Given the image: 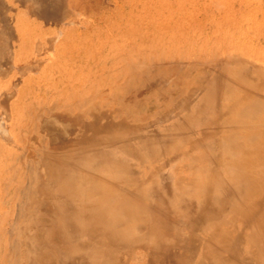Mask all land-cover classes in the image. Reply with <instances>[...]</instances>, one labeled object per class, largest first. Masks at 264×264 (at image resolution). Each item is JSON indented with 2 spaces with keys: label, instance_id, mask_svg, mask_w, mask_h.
I'll use <instances>...</instances> for the list:
<instances>
[{
  "label": "bare ground",
  "instance_id": "6f19581e",
  "mask_svg": "<svg viewBox=\"0 0 264 264\" xmlns=\"http://www.w3.org/2000/svg\"><path fill=\"white\" fill-rule=\"evenodd\" d=\"M34 1H37V0H34ZM126 1H125L126 4L121 9L122 11L119 12L120 14L117 13L118 14L117 18L113 22H111L109 26L107 25L108 26V29H106L107 33L103 32V30H105L104 27H103V30H101L98 25H94L95 26L94 28L88 27L87 32L80 33L81 36L85 40L79 41V44H77V46L75 48H73L70 51L68 50V53L70 55H72L73 57H75V58H70L72 60V62H69L70 66H71L69 68H71L73 71L70 70V72H65L63 69H60L61 68L60 66L63 63H61V61L59 60V62L61 63L59 65L60 68L58 67V65H57V67L59 68L60 72L58 74V71H57L58 77L56 80L54 79L56 82L53 81V83L47 85L45 88H40V87L38 88L41 92H43L45 94V97L41 98V96L38 94H33L30 96L28 94L29 97H27V95H26L27 105L26 104L25 105L27 106L26 107L27 119H24V120L20 119V115H19V117L17 116V110L21 106V103H19V99H21L20 97H22V94H25V93H23V91L21 90V91H18L19 93L17 92V95H16V90L14 88V84L12 83L13 81H15L14 79H13V81L9 80L8 84H6L7 83V81H6L5 84L8 86H5L3 89L1 86L3 85V80H5V78L8 80V77L11 74H13V72H14V74L20 75V74H24V73L26 74V73L31 72L32 70L38 69V64H39L38 61H41L39 59L41 57H44V56H39L40 57L39 59L31 58V56H32L31 52L33 50V47H34V45L37 47V45H36V41H33V39L28 36V33L31 32V30L28 29L26 22H21V23H25L26 26L24 28V26H22L21 23H20L21 26H19L18 23L20 21H18L17 25L19 27L17 26V31L19 33L16 35L17 32L16 31L14 32V30H12V27L9 23L10 18L9 17L4 18V21H3L4 26H2V27H5L4 29H6V31L8 33V37L6 34V37L10 38L8 41L18 37L19 38L18 41H20L21 43L19 45L18 50L17 49L15 51L13 50L14 52L12 54H15V56H13L14 57L13 63H12V60L10 57H5L3 55H2V57L0 56V87H1L0 88V110H2V111H0V133L2 132L4 134V136H3V137H5L4 139L11 137L10 140L12 138L14 140L15 136H16V138L17 137L21 138L20 137L21 136L20 130L24 127V130L31 135L28 138L29 142L31 141L32 144L35 145L32 149V152L30 154L28 153L29 155L34 154V156H35L37 154H39V155L40 154H50L51 151H55L60 156H62L64 158L57 161L55 159H50V157L47 158L45 155L44 156L40 155L39 158H38V155L35 156V159H36L35 161H37V163H38V165H36L37 169L35 171L36 180L38 177H40V178H39L38 182L36 183V187L35 186L33 187V189H34L33 192L25 195L27 197L26 201H28V202H25V203L20 202L19 198L25 193H24V188H22V186L20 185V183L18 181L15 182V180L12 179V180H8L4 183L5 190H8L9 193H8L7 197L2 198V200L0 201V208L3 207V210L0 213V237L4 238V241H2V243H1L0 249L5 247V255L0 258V264H119L120 258L113 260L112 255L117 253V255L119 257L120 251H121V253H123L125 255V256L124 255H122V256H124V258H125L124 263H126V264H153L154 261L156 262V260H153L154 255L162 258V255L165 256L167 254L166 252H168V254H169V251H171L172 249H174L177 246L183 247V246H188L189 244H191L189 238L181 239V235H180L179 230H182V231L189 230L190 232L191 231L195 232L197 230H200V231L205 230L207 232H210V234H211L210 237L214 236V237H218L219 239H222V240L228 239L230 234H231V232L229 230L232 228L227 230L226 229L227 227L225 226L224 223H227V219H230V218H232V219L234 218L233 222L241 223V225H238L239 229L236 230L237 235H239V237H240V234L243 236L244 235L243 233L245 232L244 239L248 240V243L251 246H253V249L255 250V251L247 254L250 257V260L253 261L254 263H256L258 261V262H261L262 264H264V248L259 251V248L262 245L261 244L262 242H260L261 237L257 233V230L260 231L259 226L257 225L258 229H257V227L255 228L254 226L250 229L244 228V226H245L244 222H245V224L248 222V220H247L248 216L246 214V212H247L246 208H249V207H246L244 204L242 206V208L245 210V212L239 211L238 216H235V214L238 211V210L236 211L235 208L237 207V209H238V207H239V210L241 208L242 202H240L239 200L243 201L246 196L250 197V196H252V194H254L256 196L255 200L252 199V201L254 200L253 202L247 203L252 208V210L255 211V209H258L264 205V203L260 204L261 203L260 200H257V198L258 199L264 198L262 196V194L264 192V158H261L262 160L256 161L255 156H253V154L255 152H253V153H251L252 159H251V157H249L250 158L249 159L248 156L244 154L245 152L241 153L242 149L240 146L238 148L236 146L228 147L226 140H223V139H219V141H216V140L207 141L206 146L211 151H213L215 154H217L218 157H220V160L218 162V166L214 163L216 166L212 165L211 166L212 168H208L209 165L205 166L203 164L204 166H201L202 165L201 163H200L201 165L197 164L196 166H198V167L195 170H187L188 176H186V177H188V179L186 180L184 178L186 181L184 179L181 180V178H180L178 182H180V181H182V182H180L179 184L178 183H172L171 181H170L171 182V184H170V182H167V179L166 180L162 179L163 178V175L161 176L162 173L156 174V172L154 173V171L152 169H151V171L153 173H151L149 171L144 173V170L140 171L139 169H137L135 167L134 163H132V160H129V159H130V157H132V159L135 160L134 162L138 163L137 166L138 165H144L145 161H143V158H142L143 156L141 154H144V155L150 154L151 155V154H155L157 151L154 148L150 147L149 141L151 139H153L154 136H156L155 140H160L163 135L166 136L169 133H170V135L171 134L178 135L179 130H177V129H180L179 125H178L179 128H176L174 125L173 126L175 128L169 127L167 125L168 127L163 130L166 133H163L162 127H158L156 129L149 130L148 126H145V125L142 126L141 128H133V129H130L128 126L126 130H125L126 127H122L125 131H123L122 128H121L122 131L113 130V131H111L110 136H105L104 138H102V137L99 138L101 135L100 134V132H101L100 127L109 128V127H112L114 125V116H115L114 114L115 113H113L112 109L110 110L109 107L113 106L114 100L117 98V97H115L117 89L120 90L122 88L124 82L128 79V77H132L135 74H138L139 76H143V74H150L151 72H160L164 68L161 65L165 66V64L162 62H160L161 64L156 63L157 61L153 63L154 60H159L162 58L164 60H166V58L179 59L183 56L191 55V53H192L191 51L195 48V42H196V38H197L196 30H197V27H200L198 25L199 24L203 25L205 23L206 24L209 23L211 25L212 22L214 21V20H211L213 17L212 18H206V21L201 20V18L199 19L198 15L202 11L203 12L205 11L206 14H209V10L211 8V6L207 4V1H203V0H200V2L201 1L204 2L205 5L207 4V6H210V8L209 7L208 8H200V4L198 2L199 0H126ZM246 1H248V0H246ZM251 1L252 0H249L248 2H251ZM254 1H256V0H254ZM43 2L44 1L42 0V3ZM248 2L247 3L245 2L246 5L248 4ZM47 3H48V0H47ZM253 4H251L250 6L252 7ZM43 5L45 7L46 3ZM220 5H222V4H220ZM0 6H1V3H0ZM48 6H50V5L48 4ZM241 7L239 9H241ZM119 8H120V5H119ZM59 9L60 8H58V10H57L58 12H60ZM32 10H31V13L34 12ZM60 10H62V9H60ZM241 10H244V9H241ZM41 11H42V14H45V15L47 14V16H50V14L48 15L49 9L46 8V9L41 10ZM91 11L93 12L94 10H91ZM245 11H246V9H245ZM220 12L222 13V9ZM0 13L5 15V13H3V12H0ZM256 13H258V12L256 11ZM34 14H35V12H34ZM232 14L239 15V13H236V12H234ZM261 14H263V13H261ZM104 15H103V17H104ZM1 16H3V15H0V17ZM11 16H12V14H11ZM51 16H52V14H51ZM57 16H58V14H57ZM64 16H66V15H64ZM90 16H91V14H90ZM241 16H243V15H241ZM86 17H84V18H86ZM109 17H111V16H109ZM207 17H209V16H207ZM225 17H226V15H225ZM237 17H240V16H237ZM245 17H246V15L244 16V18ZM253 17H254V14H253ZM26 18L27 17H25V19ZM30 18H32V17H30ZM227 18H228V16H227ZM0 19L2 20L3 18H0ZM58 19H56V20H58ZM60 19H61V17H60ZM101 19H103L102 16H101ZM247 19L249 20V18H247ZM258 19H260V18H258ZM108 20H110V19L108 18ZM108 20L106 23L109 22ZM227 20L228 19H226V21ZM232 20L234 21L236 19H234V17H233ZM244 20H246V18ZM251 20H253V19H251ZM23 21H24V19H23ZM81 21L82 20H80L79 22L81 23ZM90 21L88 20V23ZM226 21H223V22H226ZM76 22H77V20H76ZM214 22L216 24V20ZM239 22H240V20H239ZM241 22H243V20H241ZM252 22L253 21H251V23ZM29 23H30V21H29ZM251 23H248V24L250 25ZM85 24H86V21H85ZM206 24H205V26H206ZM75 25H80V24L76 23ZM210 25H209V27H210ZM236 25L238 26V24H236ZM239 25H242V23ZM254 25H255V23H254ZM262 25H263V23H262ZM242 26H244V24ZM261 26H259V27H261ZM14 27H16V26H14ZM84 27L85 26H83V28ZM207 27H208V25H207ZM209 27H208V29H209ZM231 27H235V26H231ZM257 27H258V25H257ZM204 28H206V27H204ZM225 28H227V27H225ZM239 28H241V27L239 26ZM239 28H236V29H239ZM242 28H244V27H242ZM223 29H224V27H223ZM204 30L202 28L201 32H204ZM216 30H217V28H216ZM247 30H248V28H247ZM250 30H248L247 33L250 34V32H249ZM254 30L256 31V29H254ZM255 31L254 32L252 31V33H255ZM2 32H3V30H2ZM211 32H212V30H211ZM217 32H218V30L216 31V33ZM259 32H261V30L260 31L257 30L256 34H258ZM68 33H69V31H68ZM212 33H214V32H212ZM227 33L229 34V31H227ZM227 33H226V35H227ZM241 33L244 34L245 32H240V34ZM207 34H208V32H207ZM0 35H3V34H1V32H0ZM60 35H59V37H60ZM202 35H203V33H202ZM205 35H206V33H205ZM222 35H223V32H222ZM230 35L232 36V34H230ZM245 35H244V37H245ZM261 35H260V37H261ZM50 36L51 35H49V37ZM55 36H58V35H55ZM54 37L53 38L51 37V38L55 39V40L58 39V38H56V37L54 38ZM205 37L207 38V36H205ZM199 38H200V36H199ZM224 38H225V36H224ZM251 38L253 39V34H252ZM1 39H0V54H3V50L5 51V47L8 46V43L6 42L7 43L6 44V43L2 42ZM40 39H43V38H40ZM52 39L50 41H52ZM65 39L66 38H64L63 40H65ZM69 39H71V37H69L67 40H69ZM227 39H226V41H227ZM232 39L230 38V40H232ZM234 39H235V37H234ZM79 40H80V38H79ZM197 40H199V39H197ZM216 40H217V36H216ZM4 41H5V39H4ZM50 41L48 42V44L50 43ZM206 41H207V39H206ZM220 41H222V40H220ZM242 41L245 42L246 40H242ZM232 42H234V40ZM45 43H47V42H45ZM197 43H199V42H197ZM12 44H13V40H12ZM51 44L52 43H50V45ZM61 44L63 46V43H61ZM200 45L202 46V44H200ZM256 45H257V43H256ZM259 45H261V42L259 43ZM13 46H15V45H13ZM65 46H67V45H65ZM201 46H200V48L203 49ZM232 46H233V43H232ZM243 46H245V44ZM8 47H10V45ZM8 47H6V48L8 49ZM24 47L25 48L26 47L31 48V51L26 52L27 54L25 56L23 54V49H25ZM53 47H55V45ZM53 47H50V48L47 47L50 49V52H52L51 55H53L55 53V52H53L55 50V48H53ZM220 47H222V46H220ZM259 47H261V49H262V46H259ZM47 48H46V50H47ZM51 48H52V50L53 49L54 50L52 51ZM200 48H197V49H200ZM217 48H218V46H217ZM239 48H240V46L237 49H239ZM246 48H248V46H246ZM249 48L251 49V47H249ZM62 49H64V48H62ZM229 49H230V47H229ZM28 50H26V51H28ZM224 50H225V48H224ZM255 50L257 52V50H259V49H255ZM6 52H8V51H6ZM45 52L48 53L47 51H45ZM57 52H56V54L58 55L59 52L58 53ZM60 53H63V52L60 51ZM64 53H65V51H64ZM204 53H205V51H204ZM230 53H232V52L229 51V54ZM238 53H236V54H238ZM247 53H248V51H247ZM39 54H40V52H39ZM262 54L263 53H261V55ZM34 55H33V57H34ZM42 55H43V53H42ZM64 56L66 57L65 54H64ZM258 56H259V53H258ZM164 57H166V58H164ZM191 57H192V55H191ZM199 57H201V56L199 55ZM226 57H228V55ZM232 57H234V58H231V60L237 59L236 58L237 56H232ZM246 57H248V56H246ZM56 58L57 57H55V59ZM224 58H222L220 60H225ZM229 58H227V60H230ZM240 58L241 57H239L238 59L244 60L245 62L247 61L249 63V60L240 59ZM216 59H218V58L216 57ZM255 59H256V57H255ZM52 60H53V57H52ZM133 60H134V63H133ZM258 60L260 62V59H258ZM56 61L58 62V60H55V62ZM150 61H152L153 64L149 63ZM170 61H168L169 62L168 64L174 65V62L176 64V61L173 60L174 61L173 63H170ZM215 62H217V61L215 60ZM233 62H238V61H233ZM198 63H201V62H198ZM210 63H212V61ZM210 63H209V65L208 64L207 65L210 66ZM255 64L256 63H254V61H253L254 66H255ZM44 65H45V63H44ZM217 65H219V64H217ZM45 66H47V65H45ZM256 66H257V64H256ZM259 66H262V65L259 64ZM259 66H258V68H260ZM47 67H49V64ZM57 67L55 65V68H57ZM211 67H212V65L210 66V68ZM219 67H221V66H219ZM262 67H261V69H263ZM69 68L67 67V69H69ZM223 68H224V66H223ZM169 69H168V71H169ZM40 70H41V67H40L39 71H37V72L38 73L41 72ZM52 71H54V70H52ZM219 71H220V69H219ZM230 71H232V70H230ZM162 72H163V70H162ZM179 72H181V70ZM214 72H216V71H214ZM234 72H235V70H234ZM35 73L36 72L34 71V74ZM51 73H53V72H51ZM51 73H50V75H51ZM184 73L182 72V74L185 76L186 74H184ZM260 73H262L264 75L263 70ZM32 74L33 73H31V76H33ZM254 74H255V71H254ZM50 75H48L49 78H51ZM156 75H157V73H156ZM156 75H154V76L156 77ZM255 75H253V76H255ZM12 77H13V75H12ZM9 78H11V77H9ZM36 78L39 79L38 75ZM174 78H176V76ZM174 78H172V79H174ZM21 79H22V77H21ZM23 79L21 81H23ZM52 79H53V75H52ZM248 79H251V78L249 77ZM29 80L27 82H29ZM39 80H41V79H39ZM158 80L160 81L159 78H158ZM168 80H170V78H168ZM168 80L166 79V85L169 82ZM134 81H138V80H134ZM38 82L36 84H38ZM133 82H131V84ZM175 82H176V80H175ZM44 83H46V81ZM180 83H182V82H180ZM210 83H211V81H210ZM18 84H19V82H18ZM150 84L152 85V83H150ZM150 84L147 85L148 86L147 89H149V90L152 89L153 85H154L153 87L156 86V84L153 83L151 88H149ZM22 85H23V83H22ZM27 85H31V84L27 83ZM159 85H161V83ZM188 85H189V83H188ZM211 85H214L213 88L211 87L214 90V92L215 91L217 92V90H219L220 86H218L217 83L211 84ZM32 86H33V84H32ZM39 86H40V84H39ZM131 87H132V85H131ZM25 88H27V87H25ZM29 88L31 89L32 87H29ZM207 88H208V86H207ZM211 88H208V90L210 91ZM19 89H21V87H19ZM27 90H29V89H27ZM127 90H129V89H127ZM145 91H146V89H145ZM165 91H167V90H165ZM26 92L28 93V91H26ZM38 93H39V91H38ZM205 93H206V91H205ZM237 93H239V91ZM129 94H130V92H129ZM131 95H133V94H131ZM154 95H156V94H154ZM211 95H214V93ZM215 95H217V93ZM246 95H248V94H246ZM15 96L16 97L18 96L16 98V100L13 99V98H15ZM126 96H125V99H126ZM149 96H151V95H149ZM226 96H228V95H226ZM130 97L131 96H129L128 99ZM11 99H13L15 101L12 102V101H10ZM235 99H238V97ZM118 100H120V99H118ZM210 100H211V98H210ZM210 100H209V102H211ZM172 101L174 102V99ZM184 101L187 102L186 100H184ZM204 101L202 100L203 103H204ZM214 101H216V100H214ZM117 102H116V104H117ZM130 102H131V100H130ZM47 103H50V105ZM240 103H241L240 100L238 102L233 103L228 110V112H230L232 114L236 113L235 122L238 123L239 125L244 124L239 120V118H241V117L244 118L246 116L251 117L258 110L264 111V100L261 97L257 98V102L256 101L254 103L250 102L252 104L242 106V105H240ZM104 104H105V106H104ZM211 104H212V102H211ZM217 104H219V103H217ZM117 105H120V103ZM180 105H181V101H180ZM10 106H11V109H10L11 116L8 113ZM208 106H207V108H209ZM104 107H106V108H104ZM117 107H119V106H117ZM197 107H195V108H197ZM223 107H224V105H223ZM113 111H115V110H113ZM121 111L122 110H120V113H121ZM170 111L171 110H169V112ZM206 111H208V110H206ZM172 112H173V110H172ZM172 112H170V113H172ZM209 112H210V110H209ZM163 113H165V112H163ZM204 113L201 115H204ZM186 116H188V115H185L184 117H186ZM157 117H159V116H157ZM173 117H174V115H173ZM127 118H128V116H127ZM204 118H206V117H204ZM252 118H254L256 120H259L260 118H262V122L255 125V127L264 131V113L263 114H255ZM103 120H105V124H103ZM163 120H165V119H163ZM7 121H10L11 124L9 125V122H7ZM128 121H126V122H128ZM149 121H148V123H149ZM184 121H189V120L187 119ZM6 123H8V126H11L10 129H8V131L6 130L7 128H5ZM128 123L131 124L132 121L128 122ZM201 123H204V122H201ZM207 123H209V122H207ZM207 123H206V125H207ZM139 124H143V123H139ZM179 124H181V123H179ZM210 124H215V122H210ZM153 125L154 124H152V126ZM175 125H177V124H175ZM8 126L6 125V127H8ZM149 127H151V125ZM220 127L221 126H218V125H209L205 129L208 132H210L208 134H213V133H211V131H218V130H220ZM240 127L241 126H239L236 144H240V140L243 139V141L245 143H248V146L251 148L253 147L255 149H259L264 145V139H261L262 138L261 134L257 135L255 133H252V131L250 132L251 129L248 126H245L244 129H243V127L240 129ZM185 128H187V127H185ZM193 130H195L194 127H193ZM114 131H115V133L119 132L118 134H120V135H123V136L126 135L124 140H127V141L124 142L123 145H120V146L118 145V148H117V150H120V154H114V152H111L112 150L108 149L110 147H115L116 134H114ZM107 132H109V131H107ZM191 132H193V131H191ZM8 133L10 135H8ZM151 133H154L156 135H153ZM102 134H104V133L102 132ZM189 134L191 135V133H189ZM12 135H14V137ZM182 136H187V135H182ZM182 136H179V137H182ZM198 136H199V133H198ZM220 136L222 137V135H220ZM22 137H23V135H22ZM187 138H189V136ZM103 139H111V141L101 142ZM191 139H193V138H191ZM260 139L262 140V142ZM122 140H123V138H122ZM169 140H171V139H169ZM217 140H218V138H217ZM12 141H10V142L12 143ZM137 141L142 142V145H136L135 143ZM150 142H153V141H150ZM2 143H3L2 136L0 135V153H1ZM8 143H9V140H8ZM233 143H235V142H233ZM241 143L243 144L242 141H241ZM38 144L41 146L39 147ZM102 144H104V145H102ZM105 144H109V145L106 146ZM156 144H158V143H156ZM17 145H19V144H16V146ZM171 145H172V143H171ZM13 146L14 145H12V147ZM175 146H174V148L172 147L173 151L176 150ZM186 146H184V147L186 148ZM7 147H9V146L7 145ZM26 147H28V146H26ZM199 148H200V146H199ZM17 149H19V148H17ZM224 149H226L227 153H225ZM189 150H191V149H189ZM189 150H187V151H189ZM197 150H199V149H197ZM203 150H201V151H203ZM9 151H11V150H9ZM243 151H245V150L243 149ZM28 152H30V151H28ZM176 152H179V151L176 150ZM184 152H186V150ZM256 152H258V151H256ZM5 153L7 154L8 152H5ZM157 153H159V151ZM246 153H249V152H246ZM2 154H4V152ZM160 154H162V153L160 152ZM187 154H189V152H187ZM258 154H260V153L258 152ZM14 155L16 156V153ZM210 155L211 154H207L205 156V158H204L205 161H207V159L210 158ZM13 156L11 159L12 162H13ZM15 156H14V158H15ZM134 156L137 158L135 159ZM244 156H245V158H244ZM155 157H154V160L156 159ZM4 158H6V157H4ZM215 158H216V156L213 157L214 160H215ZM191 159H193V158H191ZM2 160H3V158H2ZM7 161L5 164H7ZM29 161H28V163H29ZM33 161L34 160H32V165L34 166ZM195 161H197V160H195ZM158 162H159V160H158ZM150 163H149V165H150ZM196 163H198V161ZM188 164L189 163H187V165ZM149 165H147V166H149ZM160 165H162V164H160ZM3 166L6 167V165H3ZM3 166L1 165L0 168H2ZM9 167L10 166H8V168ZM166 167H168V166H166ZM191 167H193V165ZM216 167L220 168L221 171L218 170V168H216ZM193 168H195V167H193ZM158 169H159V165H158ZM20 170H22V169H20ZM17 172H19V171H17ZM164 172H166V170ZM2 173H0V174H2ZM21 173H22V171H21ZM75 173H77L78 175H75ZM100 174H104L106 176V177L104 176L106 178V181H104L105 178H103V181H100V179L97 180V179L92 178L94 176H99ZM165 174H167V172ZM30 177L32 178V175ZM77 177H82V178H77ZM42 178H44V181H42ZM49 181H50V186L48 185L45 188H42V186ZM53 185H54V187H53L54 190L52 191ZM132 185L134 186L133 188H132ZM28 186H30V185H28ZM121 187H123L124 189ZM260 187H262V189L257 190ZM27 189H28V187H27ZM29 189H30V187H29ZM25 191H27V190H25ZM29 192H30V190H29ZM28 195H29V197H28ZM250 198H252V197H250ZM10 205H11V209L9 210ZM23 205H25L27 207L34 206L35 213L33 212L32 214H30L31 213L30 211L25 212L21 208ZM25 209L28 210L27 208H25ZM9 213L12 215L11 217L9 216ZM256 215H257L256 217L260 216V222H261L260 226L261 225L263 226L264 225V211L262 210L261 213L258 212V213H256ZM21 219L30 222L31 228H29V229L32 230L31 236H25L27 233L25 234V233L21 232L16 227H13L11 230H8V229L3 230L6 227V225L8 224V222L14 225V223L20 222L19 220H21ZM257 220H258V218H257ZM27 226H28V224H27ZM228 226H229V224H228ZM11 234H13L15 236L19 235V234H22V235L25 234L24 235L25 239L24 240L22 239V241H20L18 243L12 242V244L10 246ZM193 238H192V240H193ZM254 240H256V243L254 242ZM194 242H196V241H194ZM259 243L261 245H259ZM212 245H213V243H212ZM188 247L190 248V246H188ZM200 249H202V248H200ZM221 250H219V251H221ZM223 251H224V253L226 252L225 250H223ZM229 251H231V249ZM0 252H1V250H0ZM8 252L11 254V257L9 256V254H7ZM176 252H177V249H176ZM259 252H263V254L261 253L262 255H259ZM134 255H138V259L144 258L145 259L144 262L143 263L135 262L134 261V259H135ZM169 255H171V254H169ZM169 255H166V256H169ZM122 256H121V258H122ZM171 256H173L174 262L178 261L177 256L175 254L171 255ZM241 256H242V254H241ZM212 259H214V260L208 259L205 263H207V264H212V263L232 264V261L229 260V258L226 259V258L221 257L218 260V257L215 256ZM224 259H225V262L223 261ZM215 260L216 261L218 260V261L216 262ZM239 263L241 264L240 261H239ZM180 264H188V263L186 261L182 262V259H181ZM242 264H243V262H242ZM251 264H252V262H251Z\"/></svg>",
  "mask_w": 264,
  "mask_h": 264
},
{
  "label": "rangeland",
  "instance_id": "374dc122",
  "mask_svg": "<svg viewBox=\"0 0 264 264\" xmlns=\"http://www.w3.org/2000/svg\"><path fill=\"white\" fill-rule=\"evenodd\" d=\"M38 1V2H37ZM37 1H34V0H0V3H1V6H0V12H3L5 13L2 14L0 13V15H3L1 16L0 18H3L2 20L0 19V32L1 34L3 35H0V39L2 40V42L4 43H8V46L10 45V47H8V49L5 47V51L3 50V54H0V56L2 57L5 56V57H10L11 60H12V63L14 62V57L15 54H12L16 49L18 50L19 49V45H20V41L19 38H14L12 39L13 40V44H12V40L8 41L10 38H7L8 37V33L6 31V29H4L5 27H2L4 26V18L5 17H9V23L12 27V30H14V32L16 31V35L19 33L17 31V23L18 21H20L18 24L19 26H25L27 25L28 26V29L31 30V32L28 33V36L30 38L33 39V41H36V45L37 47L34 45L33 47V50L31 52L32 56L31 58H37L39 59L40 57L39 56H44V57H41L39 60L41 61H38L39 64H38V69L36 70H32L31 72L29 73H24V74H11L9 77H8V80L5 78V80H3V85L1 86L2 89L5 87V86H8L6 84H8L9 80L13 81V79L15 81H13L12 83L14 84V88L16 90V95H17V92L18 91H23V93L25 94H22V97H20L21 99H19V103H21V106L20 108H18L17 110V116L19 117L20 115V119L21 120H24V119H27V115H26V112H27V109H26V99L27 97H29L30 95H33V94H38L41 96V98H44L45 97V94L43 92H41L38 88H45L47 85L56 82L55 80L57 79L58 77V74L60 72L59 68L60 69H63L65 72H70L73 71L70 66V63L69 62H72V60L70 58H75L73 57L72 55H70L68 53V50H72L73 48H75L77 46V44H79V41L81 40H85L80 33H84V32H87V28H94L95 26L94 25H98L100 27L101 30H103V27L105 28V30H103V32L107 33L106 29H108V26L110 25L111 22H113L116 18H117V15L120 14L119 12H121L122 8L124 7V5L126 4V0H48V3H47V0H43L44 2L42 3V0H37ZM53 3H51V2ZM126 1V2H125ZM203 1H207V4L211 6H207V4L205 5L204 2H200V0L198 1L199 4H200V8H210L209 10V14H206L205 11L201 12L198 16H199V19L201 18V20H204L206 21V18H212L211 20H216V24L215 22L213 21L212 24L210 25L209 23H205L203 25L199 24L198 26L200 27H197V30H196V34H197V38H196V42H195V48H200V44H202V48L203 49H193L191 52V55H187V56H183L179 59H174V58H166V60H164L163 58L162 59H159V60H154V62L156 63H159L161 64L160 62L164 63L165 66L161 65L162 67H164L160 72H151L150 74H143V76H139L138 74H135L134 76L132 77H128V79L124 82L122 88L120 90L117 89V92L115 94V97L117 98L114 100V103H113V106L112 107H109V109L111 110L112 109V112L115 113L114 115V125L112 127H109V128H104V127H100V137L99 138H104L105 136H110V133L111 131L115 130V131H122V127H126L125 130L127 129V127L129 126L130 129H133V128H141L142 126H148L149 130H153V129H156L158 127H162V131L167 128L168 126L169 127H173V128H179L180 126V129H177L179 130L178 132V135L176 134H167L166 136L163 135L162 138L160 140H155L156 139V136L153 137V139H151L150 141H153L155 144L158 143V144H154L153 142H150L149 141V145L151 148H154L156 151V153L159 151V153H155V154H141L143 157V161H145L144 165H138L137 166V162H134L135 160L132 159V157H130L129 160H132V163H134L135 167L137 169H139L140 171H143L144 170V173L149 171L151 173H153L151 171V169L154 171V173L156 172V174H159V173H162L161 176L163 175V180H166L167 179V182H172V183H180L178 182L179 179L181 178V180H183L184 178L187 180L188 176L187 175V170H195L198 166H196L197 164L199 165L200 164L201 166H208V168H212L211 166L212 165H217L218 166V162L220 160V157H218L217 154H215L213 151H211L207 146H206V142L207 141H211V140H216V141H219V139H223V140H226L227 144H228V147L230 146H236L237 148L240 146L242 151L241 153L245 152L244 154L249 157H251L252 159V154L253 152H255L253 154V156H255V159L256 161H259V160H262L261 158H264V145L259 148V149H255V148H251L248 146V143H245L243 141V139L240 140V144H236V140H237V136H238V130H239V126L240 129L243 127V129L245 128V126H248L250 127V132L252 131V133H255L257 135H262V138L261 139H264V131H262L261 129L259 128H256L255 125L259 124L262 122V118H260L259 120H256L254 118H252L255 114H263L264 111H256L254 113L253 116L251 117H241L239 118V120L244 123L243 125H239L238 123L235 122V116H236V113L232 114L230 112H228L230 106L235 103V102H238L240 100V105H248V104H252L254 103L255 101L257 102V98L258 97H261L263 100H264V75L260 72H262V70L264 71V0H252L251 2H248L246 0H203ZM218 3H217V2ZM221 2V3H220ZM248 2V4L246 5V3ZM46 3V6L44 7L43 4ZM243 3V4H242ZM254 3V4H253ZM258 3V4H257ZM262 3V4H261ZM48 4L50 6H48ZM222 4V5H220ZM251 4L252 7L250 6ZM119 5H120V8H119ZM213 5V6H212ZM245 5V6H244ZM122 6V7H121ZM243 8H242V7ZM248 6V7H247ZM113 7V8H112ZM115 7V8H114ZM222 7V8H221ZM225 7V8H224ZM241 7V9H244V10H241L239 9ZM258 7V8H257ZM49 9V12H48V15L50 14V16H47V14H42V11L41 10H44V9ZM58 8L62 9L58 12ZM111 8V9H110ZM248 8V9H247ZM35 12H32L31 13V10ZM53 9V10H52ZM217 9V10H216ZM222 9V13L220 12ZM226 9V10H225ZM246 9V11H245ZM52 10V11H51ZM91 10H94L93 12ZM238 12H237V11ZM260 10V11H259ZM48 11V10H47ZM96 11V12H95ZM217 11V12H216ZM224 11V12H223ZM256 11L258 13H256ZM62 12V13H61ZM64 12V13H63ZM114 12V13H113ZM239 13V15L237 14H232V13ZM243 14H242V13ZM250 12V13H249ZM253 12V13H252ZM255 12V13H254ZM37 13V14H36ZM60 13V14H59ZM116 13V14H115ZM118 13V14H117ZM226 13V14H225ZM230 13V14H229ZM263 13V14H261ZM9 14V15H8ZM12 14V16H11ZM29 14V15H28ZM34 14V15H33ZM52 14V16H51ZM58 14V16H57ZM63 14V15H62ZM91 14V16H90ZM105 14V15H104ZM107 14V15H106ZM115 14V15H114ZM214 14V15H213ZM253 14H254V17H253ZM38 15V16H37ZM66 15V16H64ZM77 15V16H76ZM104 15V17H103ZM209 17H207V16ZM226 15V17H225ZM233 15V16H232ZM243 15V16H241ZM246 15V20H244V16ZM259 15V16H258ZM263 17H261V16ZM17 16V17H16ZM29 16V17H28ZM34 16V17H33ZM65 18H64V17ZM79 16V17H78ZM88 18H87V17ZM101 16L103 19H101ZM107 16V17H106ZM111 16V17H109ZM216 16V17H215ZM228 16V18H227ZM237 16H240V17H237ZM252 16V17H251ZM25 17H27L25 19ZM32 17V18H30ZM51 17V18H50ZM61 17V19H60ZM86 17V18H84ZM220 17V18H219ZM234 17V19L236 20H232ZM14 18V19H13ZM18 18V19H17ZM59 18V19H58ZM82 18V19H81ZM108 18L110 20H108ZM238 18V19H237ZM240 18V19H239ZM249 18V20L247 19ZM260 18V19H258ZM24 19V21H23ZM58 19V20H56ZM81 23L79 22L80 20ZM99 19V20H98ZM112 19V20H111ZM223 19V20H222ZM226 19H228L226 21ZM253 19V20H251ZM255 19V20H254ZM22 20V21H21ZM77 20V22H76ZM79 20V21H78ZM88 20L90 21L88 23ZM98 20V21H97ZM103 20V21H102ZM107 20L109 21L108 23ZM221 20V21H220ZM240 20V22H239ZM241 20H243V22H241ZM257 20V21H256ZM261 20V21H260ZM17 21V22H16ZM30 21V23H29ZM85 21H86V24H85ZM221 23H220V22ZM223 21H226V22H223ZM236 21V22H235ZM246 21V22H245ZM249 21V22H248ZM251 21H253L251 23ZM255 21V22H254ZM21 22H26V25L25 23H21ZM96 24H95V23ZM98 22V23H97ZM233 24H232V23ZM257 22V23H256ZM263 25H262V23ZM21 23V25H20ZM76 23L80 24V25H75ZM220 23V24H219ZM235 23V24H234ZM242 25L244 24V26L242 25H239L241 24ZM248 23H251L250 25ZM255 23V25H254ZM15 24V25H14ZM24 24V25H23ZM32 24V25H31ZM85 24V25H84ZM214 24V25H213ZM219 24V25H218ZM229 24V25H228ZM238 24V26L236 25ZM248 24V25H247ZM39 25V26H38ZM108 25V26H107ZM209 29H208V27ZM221 25V26H220ZM258 25V27H257ZM262 25V26H261ZM16 26V27H14ZM18 26V27H19ZM35 26V27H34ZM38 26V27H37ZM83 26H85L83 28ZM213 26V27H212ZM219 26V27H218ZM231 26H235V27H231ZM239 26L242 28H239ZM248 26V27H247ZM261 26V27H259ZM203 30L207 29L206 31L204 30V32H201L202 31V28ZM206 27V28H204ZM224 27V29H223ZM227 27V28H225ZM251 27V28H250ZM255 27V28H254ZM35 28V29H34ZM38 28V29H37ZM216 28L218 30V32L216 33ZM220 28V29H219ZM236 28H239V29H236ZM246 28V29H245ZM247 28L248 30H250V34L247 33ZM253 28V29H252ZM262 28V29H261ZM16 29V30H15ZM82 29V30H81ZM214 29V30H213ZM231 29V30H230ZM236 29V30H235ZM245 29V30H244ZM256 29V31L254 30ZM258 34L257 33V30L260 31ZM3 30V32H2ZM214 32L212 33L211 32ZM220 30V31H219ZM239 30V31H238ZM263 30V31H262ZM41 31V32H40ZM69 31V33H68ZM210 31V32H209ZM227 31H229V34L226 33ZM235 33H234V32ZM237 31V32H236ZM252 31L255 33H252ZM198 32V33H197ZM201 32V33H200ZM208 32V34H207ZM220 32V33H219ZM222 32H223V35H222ZM231 32V33H230ZM240 32H245L244 34ZM5 33V34H4ZM24 33V32H23ZM80 35H79V34ZM200 33V34H199ZM203 33V35H202ZM206 33V35H205ZM247 33V34H246ZM6 34H7V37H6ZM31 34V35H30ZM41 34V35H40ZM46 34V35H45ZM61 34V35H60ZM64 34V35H63ZM72 34V35H71ZM74 34V35H73ZM199 34V35H198ZM232 34V36L230 35ZM234 34V35H233ZM237 34V35H236ZM241 36H240V35ZM246 34V35H245ZM253 34V39L251 38ZM261 37H260V35ZM5 35V36H4ZM49 35H51L49 37ZM53 35V36H52ZM55 35H58V36H55ZM60 35V37H59ZM63 35V36H62ZM78 35V36H77ZM210 35V36H209ZM214 35V36H213ZM243 35V36H242ZM245 35V37H244ZM259 35V36H258ZM43 36V37H42ZM56 37L58 38L57 40L55 39H52L53 37ZM200 36V38H199ZM207 36V38L205 37ZM216 36H217V40H216ZM225 36V38H224ZM228 36V37H227ZM255 36V37H254ZM49 37V38H48ZM52 37V38H51ZM54 37V38H55ZM69 37H71V39L67 40ZM235 37V39H234ZM244 37V38H243ZM263 37V38H262ZM40 38H43V39H40ZM52 41H50L51 39ZM64 38H66L65 40H63ZM76 38V39H75ZM80 38V40H79ZM219 38V39H218ZM222 38V39H221ZM228 38V39H227ZM230 38L232 40H230ZM239 38V39H238ZM251 38V39H250ZM258 40H256V39ZM5 39V41H4ZM38 39V40H37ZM41 41H40V40ZM50 41V43H52L50 45V43L48 44V40ZM199 39V40H197ZM207 39V41H206ZM227 39V41H226ZM261 39V40H260ZM18 42H17V41ZM201 40V41H200ZM205 40V41H204ZM212 40V41H211ZM216 40V41H215ZM222 40V41H220ZM234 40V42H232ZM241 40V41H240ZM242 40H246L245 42L242 41ZM251 40V41H250ZM38 41V42H37ZM56 41V42H55ZM75 41V42H74ZM211 41V42H210ZM239 41V42H238ZM47 42V43H45ZM199 42V43H197ZM206 42V43H205ZM220 42V43H219ZM226 44H224V43ZM229 42V43H228ZM261 42V45H259V43ZM6 43V44H7ZM19 43V44H18ZM56 43V44H55ZM63 43V46L62 44ZM81 43V42H80ZM232 43H233V46H232ZM254 45H253V44ZM257 43V45H256ZM47 44V45H46ZM55 47H53L54 45ZM61 44V45H60ZM72 44V45H71ZM74 44V45H73ZM208 44V45H207ZM216 44V45H215ZM218 44V45H217ZM231 44V45H230ZM245 44V46H243ZM247 44V45H246ZM15 45V46H13ZM44 45V46H43ZM59 45V46H58ZM67 45V46H65ZM197 45V46H196ZM200 45V46H199ZM211 45V46H210ZM214 45V46H213ZM224 45V46H223ZM235 45V46H234ZM12 46V47H11ZM43 46V47H42ZM53 47L55 48V50L53 51L52 48L51 50L53 52H55L54 55L55 57H57L55 59V57L52 54V52H50V49L47 48V47ZM58 46V47H57ZM207 46V47H206ZM218 46V48H217ZM222 46V47H220ZM240 46L239 49H237L238 47ZM246 46H248V48H246ZM255 46V47H254ZM259 46H262V49L261 47ZM15 47V48H14ZM18 47V48H17ZM227 47V48H226ZM230 47V49H229ZM232 47V48H231ZM242 47V48H241ZM251 47V49L249 48ZM259 47V48H258ZM25 48V47H24ZM27 48V47H26ZM23 49V54L24 56L27 54L26 52H30L31 51V48H27V49ZM47 48V50H46ZM64 48V49H62ZM207 48V49H206ZM225 48V50H224ZM254 48V49H253ZM29 49V50H28ZM35 49V50H34ZM38 51H37V50ZM43 49V50H42ZM60 49V50H59ZM205 49V50H204ZM234 49V50H233ZM248 49V50H247ZM255 49H259L256 50ZM14 50V51H13ZM28 50V51H26ZM197 50V51H196ZM237 50V51H236ZM239 50V51H238ZM241 50V51H240ZM245 52H244V51ZM253 50V51H252ZM8 51V52H6ZM12 51V52H11ZM25 51V52H24ZM45 51H47L48 53H46ZM59 52V54L57 55L56 52ZM63 52V53H60ZM65 51V53H64ZM205 51V53H204ZM229 51L232 52L229 54ZM243 51V52H242ZM248 51V53H247ZM251 51V52H250ZM34 52V53H33ZM38 52V53H37ZM40 52V54H39ZM57 52V53H58ZM203 52V53H202ZM224 52V53H223ZM239 52V53H238ZM241 52V53H240ZM255 54H254V53ZM43 53V55H42ZM45 53V54H44ZM50 53V54H49ZM68 53V54H67ZM212 53V54H211ZM216 53V54H215ZM238 53V54H236ZM251 53V54H250ZM258 53H259V56H258ZM261 53H263L261 55ZM35 54V55H34ZM64 54L66 55V57L64 56ZM226 54V55H225ZM246 54V55H245ZM248 54V55H247ZM254 54V55H253ZM7 55V56H6ZM34 55V57H33ZM195 55V56H194ZM199 55L201 57H199ZM210 55V56H209ZM225 55V56H224ZM228 55V57H226ZM36 56V57H35ZM48 58H47V57ZM69 56V57H68ZM197 56V57H196ZM215 56V57H214ZM232 56H237L236 58L237 59H233L231 60V58H234ZM248 56V57H246ZM254 58H253V57ZM46 57V58H45ZM52 57H53V60H52ZM193 59H191V58ZM199 57V58H198ZM216 57L218 59H216ZM225 57V58H224ZM230 57V58H229ZM241 57L240 59H246V60H249V63L245 62L244 60H239L238 58ZM256 57V59H255ZM262 57V58H261ZM30 58V57H29ZM43 58V59H42ZM61 58V59H60ZM188 58V59H187ZM224 58L225 60H220ZM227 58H229L230 60H227ZM187 59V60H186ZM190 59V60H189ZM205 59V60H204ZM214 59V60H213ZM260 59V62L259 60ZM52 60V61H51ZM55 60H58V62ZM59 60L61 61V64L59 62ZM67 60V61H66ZM162 60V61H161ZM170 61V63H173L174 61H176V64L174 62V65L173 64H168ZM174 60V61H173ZM183 60V61H182ZM189 60V61H188ZM196 60V61H195ZM201 60V61H200ZM210 60V61H209ZM215 60L217 62H215ZM220 60V61H219ZM263 60V61H262ZM51 61V62H50ZM164 61V62H163ZM194 61V62H193ZM207 61V62H206ZM212 61V63H210ZM219 61V62H218ZM233 61H238V62H233ZM251 61V62H250ZM253 61L255 64V66L253 65ZM65 62V63H64ZM166 62V63H165ZM178 62V63H177ZM181 62V63H180ZM183 62V63H182ZM198 62H201V63H198ZM203 62V63H202ZM230 64H229V63ZM233 62V63H232ZM47 65L49 64V67L45 66L44 65ZM48 63V64H47ZM133 63H134V60H133ZM149 63H152V61H150ZM152 63V64H153ZM205 63V64H204ZM210 63V66L212 65V67L210 68V66H208ZM61 64V66L59 67V65ZM69 64V65H68ZM148 64V63H147ZM185 64V65H184ZM208 64V65H207ZM219 64V65H217ZM228 64V65H227ZM250 64V65H249ZM259 64H261L262 66H259ZM54 65V66H53ZM55 65L57 68H55ZM63 65V66H62ZM67 65V66H66ZM168 65V66H167ZM192 65V66H191ZM195 65V66H194ZM217 65V66H216ZM224 68H223V66ZM236 65V66H235ZM187 66V67H186ZM221 66V67H219ZM231 66V67H230ZM235 66V67H234ZM239 66V67H238ZM252 66V67H251ZM258 66L260 68H258ZM41 67V72H37L39 71ZM46 67V68H45ZM65 67V68H64ZM67 67L69 69H67ZM175 67V68H174ZM180 69H179V68ZM230 67V68H229ZM254 67V68H253ZM261 67L263 69H261ZM49 68V69H48ZM171 70H170V69ZM173 68V69H172ZM208 68V69H207ZM210 68V69H209ZM223 68V69H222ZM45 69V70H44ZM66 69V70H65ZM165 69V70H164ZM169 69V71H168ZM220 69V71H219ZM228 69V70H227ZM250 69V70H249ZM54 70V71H52ZM68 70V71H67ZM181 70V72H179ZM232 70L234 72L233 73ZM257 70V71H256ZM34 71L36 72L34 74ZM47 71V72H46ZM57 71H58V74H57ZM190 71V72H189ZM216 71V72H214ZM252 71V72H251ZM254 71H255V75L254 74ZM46 72V73H45ZM53 72V73H51ZM167 72V73H166ZM182 72L184 74H186L185 76L182 74ZM187 72V73H186ZM189 72V73H188ZM238 72V73H237ZM31 73H33L31 76ZM43 73V74H42ZM45 73V74H44ZM51 73V75H50ZM157 73V75H156ZM220 73V74H219ZM225 73V74H224ZM44 76H42V75ZM57 74V75H56ZM183 76H182V75ZM250 74V75H249ZM13 75V77H12ZM16 75V76H15ZM25 75V76H24ZM38 75L39 80L38 78H36ZM51 76V78H49V76ZM52 75H53V79H52ZM56 75V76H55ZM137 75V76H136ZM156 75V77L154 76ZM252 75V76H251ZM255 75V76H253ZM260 75V76H259ZM20 78H19V77ZM29 76V77H28ZM176 76V78H174ZM179 76V77H178ZM203 76V77H202ZM16 77V78H15ZM23 81H21L22 79ZM32 77V78H31ZM43 77V78H42ZM56 77V78H55ZM142 77V78H141ZM202 77V78H201ZM219 77V78H218ZM243 77V78H242ZM251 78V79H248V78ZM19 78V79H18ZM45 78V79H44ZM132 78V79H131ZM134 78V79H133ZM158 78L160 79V81L158 80ZM168 78H170V80L172 78L171 81L168 80ZM180 78V79H179ZM205 78V79H204ZM218 78V79H217ZM17 79V80H16ZM30 79V80H29ZM52 79V80H51ZM55 79V80H54ZM166 79L169 81L166 85ZM200 79V80H199ZM224 79V80H223ZM29 80V82H27ZM32 80V81H31ZM51 80V81H50ZM134 80H138V81H134ZM157 80V81H156ZM164 80V81H163ZM176 80V82H175ZM185 80V81H184ZM256 80V81H255ZM7 81V83H6ZM38 84H36L37 82ZM46 81V83H44ZM49 81V82H48ZM130 81V82H129ZM134 81V82H133ZM153 81V82H152ZM211 81V83H210ZM215 81V82H214ZM218 81V82H217ZM255 81V82H254ZM19 82V84H18ZM35 82V83H34ZM131 82H133L131 84ZM145 82V83H144ZM157 82V83H156ZM174 82V83H173ZM182 82V83H180ZM6 83V84H5ZM23 83V85H22ZM28 84H31V85H27ZM150 83H155L156 86L153 87ZM161 83V85H159ZM189 83V85H188ZM218 84L219 87V90H217V95H215L216 93L214 92V90L212 89L214 87V85H211V84ZM5 84V85H4ZM33 84V86H32ZM40 84V86H39ZM145 84V85H144ZM150 84V87L152 86V89H147L148 86ZM163 84V85H162ZM176 84V85H175ZM178 84V85H177ZM192 84V85H191ZM208 84V85H207ZM132 85V87H131ZM136 85V86H135ZM191 85V86H190ZM163 86V87H162ZM211 88L210 91L208 90V88ZM0 87V88H1ZM19 87H21V89H19ZM27 87V88H25ZM29 87H32L31 89ZM124 87V88H123ZM160 87V88H159ZM180 87V88H179ZM188 90H186L185 88ZM238 87V88H237ZM25 88V89H24ZM183 88V89H182ZM29 89V90H27ZM129 89V90H127ZM146 89V91H145ZM25 90V91H24ZM135 90V91H134ZM148 90V91H147ZM160 90V91H159ZM167 90V91H165ZM177 90V91H176ZM196 90V91H195ZM213 92H212V91ZM28 91V93L26 92ZM35 91V92H34ZM39 91V93H38ZM143 91V92H142ZM162 91V92H161ZM164 91V92H163ZM171 91V92H170ZM187 91V92H186ZM194 91V92H193ZM206 91V93H205ZM239 91V93H237ZM30 92V93H29ZM128 92V93H127ZM130 92V94H129ZM173 92V93H172ZM193 92V93H192ZM200 92V93H199ZM211 92V93H210ZM19 93V92H18ZM166 93V94H165ZM182 93V94H181ZM188 93V94H187ZM214 95H211L213 94ZM226 93V94H225ZM242 93V94H241ZM29 94V96H28ZM127 96H126V95ZM133 94V95H131ZM156 94V95H154ZM160 94V95H159ZM169 94V95H168ZM179 94V95H178ZM248 94V95H246ZM27 95V97H26ZM124 95V96H123ZM136 97H135V96ZM151 95V96H149ZM164 95V96H163ZM172 95V96H171ZM228 95V96H226ZM19 96V95H18ZM17 96V97H18ZM43 96V97H42ZM125 96H126V99H125ZM131 96L129 99L128 97ZM134 96V97H133ZM149 96V97H148ZM163 96V97H162ZM171 96V97H170ZM180 96V97H179ZM207 96V97H206ZM216 96V97H215ZM234 96V97H233ZM15 96V99L17 98ZM25 97V98H24ZM114 97V98H115ZM124 97V98H123ZM158 97V98H157ZM168 97V98H167ZM179 97V98H178ZM238 99H235L237 98ZM24 98V99H23ZM139 98V99H138ZM151 98V99H150ZM171 98V99H170ZM191 98V99H190ZM194 98V99H193ZM211 98V100H210ZM215 98V99H214ZM234 98V99H233ZM11 99L10 101L14 102L15 100ZM157 101H156V100ZM174 99V102L172 101ZM193 99V100H192ZM206 99V100H205ZM249 99V100H248ZM22 100V101H21ZM123 100V101H122ZM131 100V102H130ZM184 100H186L187 102H185ZM189 100V101H188ZM191 100V101H190ZM202 100L204 101V103L202 102ZM209 100L212 102H209ZM216 100V101H214ZM118 101V102H117ZM137 101V102H136ZM180 101H181V105H180ZM225 101V102H224ZM119 104L120 105H117L116 104ZM122 102V103H121ZM161 104H160V103ZM184 102V103H183ZM192 102V103H191ZM201 102V103H200ZM222 102V103H221ZM252 102V103H250ZM23 103V104H22ZM129 103V104H128ZM183 103V104H182ZM209 103V104H208ZM219 103V104H217ZM26 104V105H25ZM50 105V103H47ZM107 104V103H106ZM122 104V105H121ZM127 104V105H126ZM178 104V105H177ZM190 104V105H189ZM198 104V105H197ZM11 105V104H10ZM209 105V106H208ZM224 105V107H223ZM105 106V104H104ZM119 106V107H117ZM129 106V107H128ZM185 106V107H184ZM198 106V107H197ZM207 106L209 108H207ZM197 107V108H195ZM106 108V107H104ZM11 106L9 107V110H8V113L9 115L11 116ZM168 109V110H167ZM191 109V110H190ZM115 110V111H113ZM120 110L121 113H120ZM129 110V111H128ZM136 110V111H135ZM161 110V111H160ZM164 110V111H163ZM167 110V111H166ZM169 110H171L170 112H173L170 113ZM208 110V111H206ZM210 110V112H209ZM2 111V110H0ZM165 113H163V112ZM200 113H199V112ZM119 112V113H118ZM123 112V113H122ZM162 112V113H161ZM167 112V113H166ZM205 112V113H204ZM213 112V113H212ZM237 112V111H236ZM204 115H201L203 114ZM207 113V114H206ZM123 114V115H122ZM133 114V115H132ZM179 114V115H178ZM193 114V115H192ZM196 114V115H195ZM125 115V116H124ZM135 115V116H134ZM159 117H157V116ZM174 115V117H173ZM185 115H188L186 117H184ZM192 115V116H191ZM209 115V116H208ZM214 115V116H213ZM128 116V118H127ZM124 117V118H123ZM136 117V118H135ZM155 117V118H154ZM157 117V118H156ZM206 117V118H204ZM217 119H216V118ZM117 118V119H116ZM141 118V119H140ZM144 118V119H143ZM161 118V119H160ZM193 118V119H192ZM116 119V120H115ZM165 119V120H163ZM189 120V121H184V120ZM122 120V121H121ZM129 120V121H128ZM140 120V121H139ZM150 120V121H149ZM207 120V121H206ZM209 120V121H208ZM212 120V121H211ZM226 120V121H225ZM121 121V122H120ZM131 122L132 123H128V122ZM149 121V123H148ZM153 121V122H152ZM155 121V122H154ZM161 121V122H160ZM165 121V122H164ZM196 121V122H195ZM9 122V125L11 124L10 121H7ZM118 122V123H117ZM163 122V123H162ZM174 122V123H173ZM184 124H183V123ZM201 122H204V123H201ZM209 122V123H207ZM210 122H215V124H210ZM224 122V123H223ZM116 123V124H115ZM128 123V124H127ZM134 123V124H133ZM139 123H143V124H138ZM156 123V124H155ZM173 123V124H172ZM181 123V124H179ZM194 123V124H193ZM207 123V125H206ZM103 124H105V120H103ZM152 124H154L152 126ZM177 124V125H175ZM6 125L8 126V123H6ZM5 125V128H7L6 130L8 131V129H10L11 126H8L6 127ZM151 125V127H149ZM168 125V126H167ZM175 127H174V126ZM179 125V126H178ZM183 127H182V126ZM206 125V126H205ZM209 125H218V126H221L220 127V130L218 131H211V133L213 134H208L210 132H208L205 128L208 127ZM200 126V127H199ZM187 127V128H185ZM193 127L195 130H193ZM227 127V128H226ZM229 127V128H228ZM118 128V129H117ZM122 128V129H121ZM199 128V129H198ZM111 129V130H110ZM190 129V130H189ZM197 129V130H196ZM205 129V130H204ZM230 131H229V130ZM24 130V127L20 130V133H21V138L17 137L16 136L14 137V135H12L14 137V140L13 138L10 140V138L8 137L7 139L9 140V143H8V140L7 139H4L5 137L4 134L1 132L0 135L2 136V147H1V153H0V167L1 165H6L3 166L2 168H0V201L2 200V198H5L8 196V190H5V187H4V183L8 180H15L18 181L20 183V185L22 186V188H24V193L19 199H20V202L21 203H25V202H28L26 201L27 197L25 195L27 194H30L31 192H33V187L35 186L36 187V183L38 182L39 178H37L36 180V169H37V166L38 163L37 161H35V156L38 155V158L40 157V155L42 156H46L47 158L50 157V159H55V160H61L63 159L64 157L60 156L57 152L55 151H51L50 154H37L34 156V154L32 155H29L31 152H32V149L33 147L35 146L34 144H32V142L28 140V138L31 136L28 132H26ZM123 129V131H125ZM199 130V131H198ZM227 130V131H226ZM236 130V131H235ZM109 131V132H107ZM114 131V134H116V137H115V140H116V144H115V147H110L108 149L112 150L111 152H114V154H120V150H117L118 148V145H123L124 142H126L127 140H124L125 136L126 135H120L118 133H115ZM181 131V132H180ZM193 131V132H191ZM196 131V132H195ZM198 131V132H197ZM222 131V132H221ZM102 132L104 134H102ZM201 132V133H200ZM10 133V132H9ZM8 133V135H10ZM28 133V134H27ZM113 133V132H112ZM163 133H166L165 131H163ZM180 133V134H179ZM183 133V134H182ZM191 133V135L189 134ZM198 133H199V136H198ZM153 135H156L154 133H151ZM7 135V136H8ZM23 135V137H22ZM29 135V136H28ZM176 135V136H175ZM182 135H187V136H182ZM222 135V137L220 136ZM179 136H182V137H179ZM189 136V138H187ZM26 137V138H25ZM119 137V138H118ZM200 137V138H199ZM118 138V139H117ZM123 138V140H122ZM178 138V139H177ZM185 138V139H184ZM193 138V139H191ZM213 138V139H212ZM218 138V140H217ZM230 138V139H229ZM171 139V140H169ZM260 139V140H261ZM14 142H13V141ZM174 140V141H173ZM7 141V142H6ZM12 141V143L10 142ZM24 141V142H23ZM28 141V142H27ZM109 142L111 141V139H103L101 142ZM121 141V142H120ZM123 141V142H122ZM173 141V142H172ZM192 141V142H191ZM235 143H233V142ZM241 141L243 142V144L241 143ZM262 142V140H261ZM19 144L16 146V144ZM139 143V144H138ZM164 143V144H163ZM172 143V145H171ZM22 144V145H21ZM27 144V145H26ZM136 145H142V142L140 141H137L135 143ZM134 144V145H135ZM153 146H152V145ZM245 144V145H244ZM7 145L9 147H7ZM11 145V146H10ZM12 145H14L12 147ZM104 145V144H102ZM106 146H108L109 144H105ZM159 145V146H158ZM161 145V146H160ZM164 145V146H163ZM176 145V146H175ZM187 145V146H186ZM21 146V147H20ZM28 146V147H26ZM38 146L40 147L41 145L38 144ZM174 146L176 147V150L179 151V152H176L173 151V148ZM186 146V148L184 147ZM190 146V147H189ZM200 146V148H199ZM23 147V148H22ZM173 147V148H172ZM185 149H184V148ZM226 147V146H225ZM224 147V148H225ZM244 147V148H243ZM249 147V148H248ZM7 148V149H6ZM19 148V149H17ZM167 148V149H166ZM182 148V149H181ZM191 150H189V149ZM206 148V149H205ZM11 151H9V150ZM28 149V150H27ZM30 149V150H29ZM159 149V150H158ZM199 149V150H197ZM205 151H204V150ZM208 149V150H207ZM243 149L245 151H243ZM247 149V150H246ZM252 149V150H251ZM186 150V152H184ZM189 150V151H187ZM203 150V151H201ZM252 152H251V151ZM262 150V151H261ZM30 151V152H28ZM172 151V152H171ZM181 151V152H180ZM201 151V152H200ZM211 151V152H210ZM225 153L226 152V149H224ZM258 151L260 154H258ZM4 152V154H2ZM5 152H8L7 155ZM16 153V156L14 155ZM160 152L162 154H160ZM164 152V153H163ZM187 152H189V154H187ZM213 152V153H212ZM246 152H249V153H246ZM29 153V154H28ZM169 153V154H168ZM171 153V154H170ZM174 153V154H173ZM184 153V154H183ZM195 153V154H194ZM197 153V154H196ZM6 154V155H5ZM167 154V155H166ZM187 154V155H186ZM192 154V155H191ZM194 154V155H193ZM200 154V155H199ZM207 154H211L210 155V158L207 159V161H205V156ZM15 158H14V156ZM215 160L213 159V157H215ZM243 155V154H242ZM262 155V156H261ZM6 158H4V157ZM11 156V157H10ZM12 156H13V162L11 161L12 159ZM150 156V157H149ZM156 156V157H155ZM163 158H162V157ZM189 156V157H188ZM9 157V158H8ZM30 157V158H29ZM135 157V156H134ZM154 157L156 158L154 160ZM167 157V158H166ZM187 157V158H186ZM212 157V158H211ZM3 158V160H2ZM28 158V159H27ZM137 157H135L136 159ZM193 158V159H191ZM245 158V156H244ZM8 161H7V160ZM27 159V160H26ZM191 159V160H190ZM250 159V158H249ZM2 160V161H1ZM30 160V161H29ZM32 160H34V166L32 165ZM153 160V161H152ZM159 160V162H158ZM166 160V161H165ZM198 163H196L197 161ZM218 160V161H217ZM245 160V159H244ZM7 161V164H5ZM29 161V163H28ZM152 161V162H151ZM201 161V162H200ZM204 161V162H203ZM253 161V160H252ZM148 162V163H147ZM151 162V163H150ZM154 162V163H153ZM166 164H165V163ZM191 162V163H190ZM194 162V163H193ZM210 162V163H209ZM26 163V164H25ZM150 163V165H149ZM169 163V164H168ZM187 163H189L187 165ZM215 163V164H214ZM162 164V165H160ZM204 164V165H203ZM149 165V166H147ZM156 165V166H155ZM158 165H159V169H158ZM164 165V166H163ZM193 165V167H191ZM195 165V166H194ZM215 165V166H216ZM8 166H10L8 168ZM30 166V167H29ZM168 166V167H166ZM189 166V167H188ZM33 169H32V168ZM147 167V168H146ZM161 167V168H160ZM19 168V169H18ZM149 168V169H148ZM163 168V169H162ZM169 168V169H168ZM192 168V169H191ZM218 168V167H216ZM22 169V170H20ZM167 172V174H165L166 172H164L165 170ZM4 170V171H3ZM6 170V171H5ZM163 170V171H162ZM168 170V171H167ZM218 170L221 171L220 168H218ZM13 173H12V172ZM19 171V172H17ZM22 171V173H21ZM6 172V173H5ZM164 172V173H163ZM24 173V174H23ZM5 176H4V175ZM32 175V178L30 177ZM75 175H78L77 173H75ZM101 175V176H100ZM99 176H94L92 178L94 179H97L100 181H103V178H105L106 176L104 174H100ZM19 176V177H18ZM105 176V177H104ZM6 177V178H5ZM165 177V178H164ZM4 178V179H3ZM77 178H82V177H77ZM91 178V179H92ZM19 179V180H18ZM161 179V180H162ZM184 179V180H185ZM185 180V181H186ZM42 181H44V178H42ZM104 181H106V178L104 179ZM34 182V183H33ZM170 182V184H171ZM33 183V184H32ZM26 185V186H25ZM30 185V186H28ZM50 186V181L45 183L42 188H45L46 186ZM28 187V189H27ZM30 187V189H29ZM32 187V188H31ZM54 185L52 186V191L54 190L53 189ZM134 186L132 185V188ZM123 188V187H121ZM131 188V187H130ZM124 189V188H123ZM261 190L262 187L258 188L257 190ZM27 190L29 192L28 193ZM32 190V191H31ZM27 192V193H26ZM262 196L264 197V192L262 194ZM29 197V195H28ZM252 197V198H250ZM246 196L245 199L243 201L239 200L241 203V208L239 210V207L237 209V207L235 208V210L237 211V213L235 214V216H238V212L241 211V212H245V210L242 208V206L245 204L246 207H249V208H246V214H247V220L248 222L245 224L244 222V228H252L253 226L257 229H258V226H259V230L261 231H258L257 230V233L260 235L261 239H260V242H262L261 244L259 243L260 248H259V251L261 249L264 248V225L260 226L261 222H260V216L259 217H256V213H261L262 210L264 211V205L261 206L260 208L258 209H255L252 210V208L247 204L248 202H253L256 198V196L254 194H252V196ZM252 199H254L252 201ZM257 200H260V204L264 203V198H257ZM30 201V200H29ZM5 204V203H4ZM26 205V204H25ZM23 205L21 208L27 212V211H30L32 214L33 212L35 213V210H34V206H31V207H27ZM18 208V207H17ZM25 208H27L28 210H26ZM5 209V208H4ZM11 209V205L9 206V210ZM243 211H242V210ZM3 210V207L0 208V213L1 211ZM254 212V213H253ZM9 216L11 217L12 215L9 213ZM256 217V218H255ZM250 218V219H249ZM258 218V220H257ZM20 222H16L13 224L9 223L6 225V227L3 229H8V230H11L13 227H16L17 229H19L21 232L23 233H27L25 236H31L32 234V230L29 229L31 228V224L30 222L26 221V220H19ZM232 221V222H231ZM234 221V218H230V219H227V223H224L225 227L227 230L231 232L230 236L228 239L226 240H222V239H219L218 237H214V236H211L210 237V232H207V231H200V230H197V231H189V230H186V231H182V230H179L180 231V235H181V239H185V238H189L190 239V243L188 246H190V248L188 246H177L175 247L174 249H172L171 251H169V254L171 255H176L177 256V262H174L173 261V256L169 255L168 252H166L167 254L166 255H169V256H164L162 255V258L161 257H158L156 255H154V259L153 260H156V262L154 261L153 264H180L181 263V259H182V262L186 261L188 264H207L205 263L208 259L210 260H214L212 259L213 257H218V260L222 257V258H226L229 260L232 261V264H240L239 261L243 262V264H262L261 262H256L254 263L253 261L250 260V257L247 255L253 251H255L253 249V246H251L249 243H248V240L244 239L245 237V232L243 233L244 235L242 236L240 234V237L239 235H237V232L236 230H238V225H241V223H238V222H233ZM23 222V223H22ZM257 222V223H256ZM28 224V226H27ZM229 224V226H228ZM234 224V225H233ZM13 225V226H12ZM236 225V226H235ZM258 225V226H257ZM22 226V227H21ZM262 235H261V234ZM190 234V235H189ZM21 235V236H20ZM22 235V234H19V235H13L11 234V242H10V246L12 244V242L14 243H18L20 241H22V239L24 240L25 239V236ZM184 235V236H183ZM188 235V236H187ZM208 235V236H207ZM24 236V237H23ZM196 236V237H195ZM194 237V238H193ZM213 237V238H212ZM239 237V238H238ZM243 237V238H242ZM18 238V239H17ZM193 238V240H192ZM198 238V239H197ZM217 238V239H216ZM201 239V240H200ZM246 240V241H245ZM2 241H4V238L0 237V247H1V243ZM51 241V240H50ZM192 241V242H191ZM196 241V242H194ZM205 241V242H204ZM214 241V242H213ZM194 242V243H193ZM254 242L256 243V240H254ZM202 243V244H201ZM213 243V245H212ZM195 244V245H194ZM246 245V246H245ZM181 247V248H180ZM202 249H200V248ZM200 250H199V249ZM223 248V249H222ZM235 248V249H234ZM176 249H177V252H176ZM199 251H198V250ZM222 249V250H221ZM231 249V251H229ZM1 252H0V258L3 257L5 255V247L4 248H1L0 249ZM221 250V251H219ZM225 250L226 252L224 253ZM235 250V251H234ZM198 251V252H197ZM174 252V253H173ZM196 252V253H195ZM109 253V252H108ZM177 253V254H176ZM231 253V254H230ZM263 252H259V255H262ZM7 254H9V256L11 257V254L8 252ZM211 254V255H210ZM234 254V255H233ZM242 254V256H241ZM123 253H121V251L119 252V257L116 254L112 255V259H117V258H120V262L119 264H126L124 263L125 262V258ZM238 257H237V256ZM247 255V256H246ZM122 256V258H121ZM135 259L134 261L135 262H139V263H143L144 262V258L142 259H138V255H134ZM164 256V257H163ZM186 256V257H185ZM211 256V257H210ZM242 259H240V258ZM191 258V259H190ZM196 258V259H195ZM158 259V260H157ZM161 259V260H160ZM180 259V260H179ZM12 260V259H11ZM209 260V261H210ZM217 260V261H218ZM245 262H244V261ZM216 261V260H215ZM216 261V262H217ZM225 262V259L223 260ZM249 263H248V262ZM212 264H218V263H212ZM220 264V263H219Z\"/></svg>",
  "mask_w": 264,
  "mask_h": 264
}]
</instances>
